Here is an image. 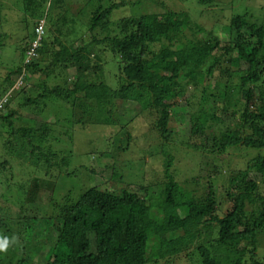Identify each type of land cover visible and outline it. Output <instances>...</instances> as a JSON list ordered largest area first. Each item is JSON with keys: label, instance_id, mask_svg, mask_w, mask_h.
Instances as JSON below:
<instances>
[{"label": "trees", "instance_id": "obj_1", "mask_svg": "<svg viewBox=\"0 0 264 264\" xmlns=\"http://www.w3.org/2000/svg\"><path fill=\"white\" fill-rule=\"evenodd\" d=\"M197 1L204 6H213L217 2ZM63 3L64 0H24L26 26L33 24V35L21 50V64L8 74L6 80L11 83L12 76L17 73L24 79L17 80L21 87L25 81L28 83L33 74H40L43 77L35 85L41 88V92L33 96L28 84L15 90L16 95H12L4 107L8 108V113L0 114V121L14 126L12 118L19 114V109L26 108L42 115L50 112L49 106L56 100H65L73 104L71 110L76 121L71 122L75 126V122L88 124L87 118L94 115L97 104L110 106L106 119L98 124L114 125L115 137L108 136L111 145L100 147L98 152L104 154L109 151V154L114 152L113 155L120 156L118 153L130 150L132 141L137 139L128 129V121H136L138 115L127 113L124 122L116 117L113 110L117 102L137 103L143 113L148 111L154 116V130L162 137L161 147L167 156L165 180L159 184L158 192L146 195L147 199L129 189L117 194L89 188L75 198L67 195L62 203L51 200V213L48 210L40 213L37 209L41 208L38 204L42 201L44 181L34 179L30 185L22 184L30 190L21 207L13 214L0 213V247L7 245L8 240L13 238L12 234L18 235L23 242L21 255L13 247V257L7 264H34L33 260L39 261V258L44 260L38 264H155L160 259L178 256L192 248L205 231L214 228H218V237L214 240L216 244L212 243L210 248L200 243L196 247L201 256L200 264H262L257 259V250L258 236L264 231V195L260 193L259 180L264 182V154L253 155L252 150L264 149V24L252 21L246 13L237 14L223 29L228 35V40L224 42L227 44L223 43L221 33L210 29L206 30L204 39L184 42V28L190 27L196 32L202 26L196 23L192 26L191 17L186 12L169 11L163 16L139 13L124 18L118 24V33L113 34L110 17L115 9L127 5L123 1L104 8L99 5L91 21L90 30L94 32L92 39L78 46L73 42L65 43L60 38L62 35L70 36V32L63 31V27L74 20L67 9L63 10ZM1 5L0 0V26L3 22ZM46 6L51 9L50 20H47L50 10H46ZM42 23L43 33L39 40L37 30ZM96 31L105 35L100 37ZM164 40H168L169 44L159 51L151 50L154 44H163ZM36 41L38 45L34 47ZM101 45L108 50L109 56H106L111 57L109 60L100 55ZM2 46L0 42V48ZM32 49L34 53H31ZM226 61L237 66L240 74L237 83L231 86L227 84L226 90H221L224 93L219 95L215 90L222 83L216 82L215 88L210 91L206 82L218 80L220 74L217 71ZM108 63H112L120 72L115 78L117 86L106 81L104 67ZM70 70H75L76 75L71 76ZM224 72L233 74L231 68H226ZM51 80L56 81L55 85H51ZM191 83L201 85L206 95L197 110L192 109L187 96ZM234 86L237 96L243 98L241 107H238L241 99L235 101L234 93L229 92V88ZM254 86L259 91L257 95ZM17 96L19 100H16ZM217 97L222 98L223 102L208 108L205 103ZM177 98H183L180 101L185 100L191 105L188 121L191 124L190 137L194 142L187 138L184 142L187 148L219 156L226 154L230 148H241L252 155L246 168H237L232 173L235 174L230 180L232 190L227 196L233 205L224 217L216 214L219 201L212 182L208 183V191L204 195H198L197 189H190L178 181L173 173L174 156L167 148L170 136L174 134L170 127L172 114L181 104ZM231 106L238 108L232 109ZM238 113L241 117L234 128H227L221 133L214 131L216 125L226 123V118H237ZM100 120L98 116L97 121ZM33 130L20 128L19 140L25 142L26 138L32 136ZM52 130V127L45 128L44 125L36 129L42 134L33 135L27 142L31 147V156L44 159L51 167L52 159L61 153L62 163L69 164L73 148L63 151L61 148H46L45 143ZM17 133L14 130V134ZM70 139L68 142L72 144V136ZM14 141L16 143H6L4 146L18 150V142L16 139ZM27 145H22L24 152L28 151ZM131 159L128 154L124 160L128 162ZM9 164L8 159L4 162L0 160V173L3 176L7 177ZM213 167L215 174L224 171L220 163H214ZM207 176L201 171L199 179L195 178L194 181L202 187ZM175 211L178 215L172 213ZM11 221L19 227H12ZM41 221L52 225L50 229L46 228L49 249H43V256H38L42 245L39 242L33 245L36 235L32 232L34 224ZM181 231L186 235H181L180 245L171 249L170 241L180 236ZM29 248H32L31 251ZM0 260L4 264L2 256Z\"/></svg>", "mask_w": 264, "mask_h": 264}, {"label": "rangeland", "instance_id": "obj_2", "mask_svg": "<svg viewBox=\"0 0 264 264\" xmlns=\"http://www.w3.org/2000/svg\"><path fill=\"white\" fill-rule=\"evenodd\" d=\"M123 1H126L127 5L115 9L110 17V28H112L113 34L118 33V24L124 18L139 13H157L163 16L169 11L186 12L191 17L192 26H194L195 23L202 26V28L199 31L196 30V32L191 30L190 27L184 28L182 33V41L184 42H187L188 39H204L206 30L209 29L221 33L223 43L226 42L228 40V35L223 32V29L225 25L230 23L231 18L237 14L246 13L252 21L264 24V0H217L216 4L213 6L201 5L197 0H64L62 5L63 10L67 9L69 15L74 17V20H71L68 26L63 27V31L67 33L70 32V36L67 34L62 35L60 38L65 41V43L70 44L73 42L78 46L85 42H89L94 34V32H91L90 26L97 7L99 5H102L103 8L109 7L113 3H121ZM1 4L3 22L0 26V42H2L3 46L0 48V114H7L8 108L4 107L12 95L16 93L15 90H20L23 85L28 84L27 87L30 93L33 96H38L41 92V88L36 87L35 83H37L40 78L42 79L43 76L41 77L40 74H33L27 81L28 83L26 84L25 81L21 87L17 84V80L19 82L24 79L23 77H19L17 73L12 76L11 83L6 80L8 74L13 69H16V66L21 64V50L25 47L26 41L32 38L33 24L31 26H26L24 0H1ZM134 4L137 5L134 6ZM46 10H50L47 14V20H50L51 9H48L46 6ZM96 32L100 37L105 35V33L101 35L99 31ZM2 34H4V36H2ZM57 34L58 33H56V35ZM168 44L169 41L164 40L163 44H154L151 50L159 51L162 46ZM100 47V55H103L109 60L111 57H108V50H106L105 45H101ZM226 68H231L233 74L225 73L224 70ZM117 69L118 68L112 63H108L104 67L106 81L112 86L118 85L117 79L115 78L120 72ZM218 70L217 74H220L218 80L211 79L207 81L206 84L209 85L206 87L209 88L208 90L213 91L216 82H221L222 85L218 86L215 90L220 95L224 93L221 90H223L227 84L231 86L237 83L240 71L237 66L231 65L227 63V61L224 62L222 68ZM221 71H223V73ZM69 72L71 76L76 75L75 70H70ZM50 83L51 85H55L56 81L51 80ZM188 90L187 96L188 99L191 100L192 109L197 110L201 107V103L204 102L206 98L203 88L201 85L198 86V83H191L188 85ZM229 90L230 93H234L235 101L240 98L236 94L235 86L230 87ZM254 90L257 95L259 92L257 87L254 86ZM19 99L20 98L17 96L16 100ZM180 99L183 98H177L176 100L180 101ZM240 99L238 107H241L244 102L242 97ZM48 102L50 103L52 101ZM180 102V107L177 108L176 112L174 110L172 114L170 127L174 130V134L170 136V145L167 148L168 152L174 156L173 173L176 174V179L178 181L190 189H197L198 195H204L208 191V183L212 182L219 201L216 214L220 217H224L233 205V201L227 196L229 191L232 190L230 180L235 175L232 173H234V170L237 168H246L252 155H250L247 150H242L241 148H230L227 150L228 152L226 154L220 156L211 154L208 151L200 153L191 148H187L184 142L188 140L187 138H189L191 134V124L188 121L191 105H188L185 100ZM222 102L223 99L217 97V99L210 98L209 103L206 102L205 104H207L208 108H212V106L221 104ZM72 106L73 104L70 101L56 100L55 103L50 104V112H46V114L39 115L26 108H21L19 109V114L12 118L14 126H11L9 122L0 121V160L2 162L6 159L10 161V164L7 165L8 173L6 172L8 178L3 176L2 172L0 173V213L2 215H6V212L8 214H13L17 208L21 207L22 202L28 197L30 190V188L24 187L22 184L29 183L30 185L34 179L44 181L42 201L38 204L41 208L37 207L40 213H45L47 210L48 213L53 212V208L50 207L51 205L49 204L51 200L54 202L60 201L62 203L65 201L67 195L75 198L89 188H97L102 191L109 190L117 194H120L124 189H129L139 193L140 196L146 199L148 198L146 197L147 194L159 191V184L163 183L165 180L164 164L167 156L163 153V148L161 147L163 143L162 137L159 136L158 132L154 130L153 127L154 116L152 117L148 111L143 113L137 103H116V108L113 112H115L118 119L122 118V120L126 122L125 116L127 113L131 115L135 113L138 116L136 117V121H128L130 123L128 129L137 139L132 141V146L130 150L126 151L127 153L122 151L120 153L116 152L118 155L120 154V156H115L113 155L114 152H110V154L109 151H106L104 154L98 152L100 147L111 145V141L107 140L108 136L115 137V135H113V133L115 134L113 131L115 129L114 125L98 124L106 119L109 114L108 110L110 106L101 107L100 104H97L94 115L92 117L88 116L87 118L89 120L88 124H78L75 122V126H72L73 123L71 122L72 120L76 121V118H74V111L71 110ZM231 108L235 109L236 106H231ZM140 112L142 114H140ZM98 116L101 118L99 122L97 121ZM237 116L238 117L235 119L232 117L226 118V123L216 125L214 131L216 133H221L227 128H234L241 114L238 113ZM43 125L45 128H53L49 139L45 143L46 148H52L54 150L62 149L61 151L66 148H73L71 149L72 157L69 159V164L65 165L62 163L63 155L61 153L52 159L51 167L47 166L44 159L39 160L38 157L31 156V147L27 145V142L33 138V135L35 137V135L42 134L40 131L37 132L36 129H39L40 126ZM22 127L34 129L32 136L26 138L25 142L22 139L19 140L22 132H20V128ZM14 130L18 132L16 135L14 134ZM65 130L68 132H64ZM62 132L63 134H61ZM70 136H72V144L68 142L71 140ZM14 139L18 142V150H14L13 148L10 150L8 149L9 146H4L6 143H16ZM65 139H68L67 142H63ZM190 140L194 142L192 136ZM24 143L27 145L28 151L26 152H24L22 147ZM155 144L159 146H155ZM112 148V150H114V147ZM252 151L254 152L253 155H257L258 153L264 154V149ZM128 154H130L133 159L125 162L124 159ZM56 163H59L60 166ZM214 163H220L222 167L221 170L225 172L223 171L219 174H215L214 171H212ZM252 170L254 171V169ZM201 171H204V174L208 175L207 179L203 181L204 184H202V187H200L199 183L196 184L194 181L195 178L199 179ZM259 180L260 193L264 195V182L261 179ZM44 204L48 206H43ZM43 207L46 208L44 209ZM172 213L178 215L176 211ZM10 223L12 227L18 226L13 223V221ZM51 225H47L43 223V221L34 224V232L32 233L36 236L33 239V245L36 246L35 243L38 242L42 245L41 252L38 253V256L42 255L43 249L46 251L49 249L50 245L46 244L48 239L46 228L49 227L50 229ZM179 234L180 236L178 235L170 241L169 245L171 249H173L175 245H180V241L182 240L181 235H186L184 231L179 232ZM12 237L13 238L9 239L7 245L4 247L5 250L0 251V256L3 257L2 261L4 264L9 263L10 259L13 257L11 251L13 247L20 253L19 255H21L23 251L22 240L18 235L12 234ZM50 237L52 239L54 238L53 236ZM217 237L218 228L207 230V232L205 231L203 236L194 243L192 248L185 252L183 251L178 256L171 255L164 259H160L159 262L155 264H200L201 256L196 247L201 243L211 248L212 243L216 244L214 240ZM258 238L257 259L264 264V231L260 232ZM250 247L252 246L250 245ZM31 249L29 248L30 251ZM43 260L42 258H39V261L34 259L33 263H42ZM246 263L251 264V262Z\"/></svg>", "mask_w": 264, "mask_h": 264}, {"label": "built area", "instance_id": "obj_3", "mask_svg": "<svg viewBox=\"0 0 264 264\" xmlns=\"http://www.w3.org/2000/svg\"><path fill=\"white\" fill-rule=\"evenodd\" d=\"M37 31L39 32L38 39L40 40L41 39V34L43 33V23L39 26V29ZM37 45H38V41H36L34 43V47H36ZM31 53H34V50L33 49L31 50ZM19 85H20V83H19Z\"/></svg>", "mask_w": 264, "mask_h": 264}, {"label": "clouds", "instance_id": "obj_4", "mask_svg": "<svg viewBox=\"0 0 264 264\" xmlns=\"http://www.w3.org/2000/svg\"><path fill=\"white\" fill-rule=\"evenodd\" d=\"M5 250V248L4 247H0V251H4Z\"/></svg>", "mask_w": 264, "mask_h": 264}]
</instances>
